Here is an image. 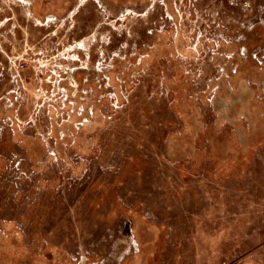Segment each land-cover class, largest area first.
Here are the masks:
<instances>
[{"label": "rangeland", "instance_id": "1", "mask_svg": "<svg viewBox=\"0 0 264 264\" xmlns=\"http://www.w3.org/2000/svg\"><path fill=\"white\" fill-rule=\"evenodd\" d=\"M25 18L7 54L41 50L64 89L26 85L14 123L0 101V264H264V138L238 140L214 106L226 59L264 67V0H64L62 19Z\"/></svg>", "mask_w": 264, "mask_h": 264}, {"label": "flooded vegetation", "instance_id": "2", "mask_svg": "<svg viewBox=\"0 0 264 264\" xmlns=\"http://www.w3.org/2000/svg\"><path fill=\"white\" fill-rule=\"evenodd\" d=\"M17 1L25 5V12H20L13 8L3 9L0 12V37L2 38L0 40V83L2 84L1 88L5 89L2 90L3 94L0 97V101L4 97L2 102L5 100L11 102L8 108H4V111L5 109L11 110L12 114H6L8 112L6 111L3 115H8L12 123L16 119L13 113L16 108L15 105L17 104V97L15 95L27 90L26 85L28 86L31 82H36L39 84L38 88L41 93H46L53 89L51 87L52 77L59 74V79L56 78L55 87L56 90L59 88L61 90L64 89L62 85L64 76L62 64L59 65V68L58 64H50L52 61L50 59L51 57L47 58L46 54L43 53L41 56L35 57L37 53H41V50L39 52H33L31 50L30 53L34 57L26 52V50L25 54L28 56H23V54H11L10 56L7 54L14 50L16 41H24L26 43L27 32L22 29L23 16L26 17V21L29 18L38 24L42 20L62 19L64 14V0ZM24 26H27V23ZM35 43L37 44L38 42ZM33 48L35 49V45H33ZM241 54L244 55L243 53ZM3 55L7 60L6 65L5 60L3 61L1 59ZM221 55L223 56V54ZM233 55L235 56L236 54L233 53ZM233 55L231 56L232 59H234ZM259 61L258 63L260 64L261 62ZM225 62L222 66L224 72L214 78V91L217 92L218 96L214 106L219 111V117L222 120L230 121L233 126L231 132L238 140L242 141L243 139L246 144L245 137H249L255 142L259 136H263L264 138V131L262 129L264 127V93H260L264 91V67L260 64V66L251 69L249 68L250 65L244 64L239 67L238 62L234 64L229 59H226ZM36 64L40 69L35 67ZM48 65H51V67L55 65L57 72ZM229 114H231V118L228 117ZM0 115H2L1 112ZM245 124L247 127L246 130L241 129Z\"/></svg>", "mask_w": 264, "mask_h": 264}, {"label": "crops", "instance_id": "3", "mask_svg": "<svg viewBox=\"0 0 264 264\" xmlns=\"http://www.w3.org/2000/svg\"><path fill=\"white\" fill-rule=\"evenodd\" d=\"M241 129H244V128L241 127ZM254 160H255V163H254L255 180H256V177H258L257 175H259L261 173V172H259L260 168H262V170H263L262 171L263 179L261 182H262V189H263L262 190L263 191L262 192V199H263V208H264V151L260 152L257 156H255ZM255 184H256V182H255ZM263 224H264V209H263Z\"/></svg>", "mask_w": 264, "mask_h": 264}]
</instances>
